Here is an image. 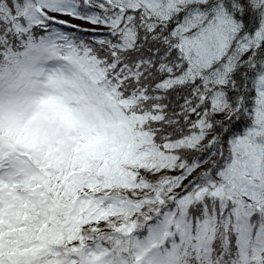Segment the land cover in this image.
<instances>
[{
  "label": "snow or ice",
  "instance_id": "1",
  "mask_svg": "<svg viewBox=\"0 0 264 264\" xmlns=\"http://www.w3.org/2000/svg\"><path fill=\"white\" fill-rule=\"evenodd\" d=\"M0 264H264V0H0Z\"/></svg>",
  "mask_w": 264,
  "mask_h": 264
}]
</instances>
